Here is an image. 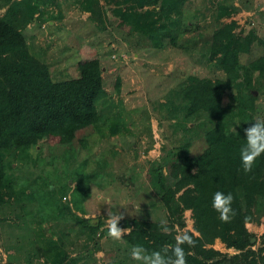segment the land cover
<instances>
[{
  "label": "trees",
  "instance_id": "trees-1",
  "mask_svg": "<svg viewBox=\"0 0 264 264\" xmlns=\"http://www.w3.org/2000/svg\"><path fill=\"white\" fill-rule=\"evenodd\" d=\"M114 1L113 14L120 15L121 8L128 10V25L144 39L142 48L147 51L188 43L181 35L185 29L180 20L182 0ZM78 3L95 25L107 20L99 0ZM0 7H4L0 13V221L21 220L26 230L33 222L75 223V232L85 235L92 249L83 248L70 256L61 245L66 231L59 226L45 243L36 245L42 251L40 264H102L90 256L107 233L104 217L92 219L61 203L44 170L52 165L56 181L61 174V184L74 182L76 189L104 180L109 161L102 155L92 157L90 141L126 129L121 101L114 100L103 85L99 56L77 59L74 76L52 80L48 61L30 51L24 27L33 20L58 16L60 0H0ZM233 24L218 25L208 49V57L220 65L224 76L188 74L176 85L181 119L193 122L192 126L184 124L191 136L183 135L180 143L163 148L147 164L148 185L165 210L170 232L164 233L159 221L124 217L119 226L130 229L121 240L128 250L136 244L149 251L170 248L175 237L187 231L195 241L194 246H183L188 264H264V232L254 246L250 238L255 234L245 225L259 223L264 214V154L248 173L240 159L246 142L244 129L257 119L254 105L242 96L257 85L264 86V51L247 62L239 61ZM114 85L118 89V78ZM224 95L227 103L222 101ZM198 129L197 135L191 133ZM24 166L39 172L32 177L15 172ZM216 191L234 196L236 215L229 222L221 221L212 207ZM185 209L190 211V229L185 228ZM31 235L29 243L34 242ZM215 238L232 251L213 247ZM36 253L28 252L26 260ZM124 259L104 264H123Z\"/></svg>",
  "mask_w": 264,
  "mask_h": 264
},
{
  "label": "rangeland",
  "instance_id": "rangeland-1",
  "mask_svg": "<svg viewBox=\"0 0 264 264\" xmlns=\"http://www.w3.org/2000/svg\"><path fill=\"white\" fill-rule=\"evenodd\" d=\"M79 1L60 0L58 16L29 22L24 27L29 49L48 61L52 80L74 76L77 59L99 56L103 85L114 100L121 101L127 123L120 133L100 136L94 143L90 141L92 157L102 155L109 161L104 168L107 170L104 180L76 189L74 182L61 184L64 180L61 174L56 181L53 166L46 165L44 171L50 187L56 190L61 203L92 219L99 216L106 221L109 213L122 212L124 217L166 223L165 210L148 185L146 168L148 161L163 148L180 143L185 134L191 136L185 132L184 124L192 126L193 122L181 119L183 108L178 104L181 100L176 85L183 83L188 74L224 76L220 65L208 57L212 33L223 22H234L232 31L240 45L239 61L247 62L261 54L264 51V0H182L180 20L185 29L181 35L189 39L188 43L177 48L165 45L152 51L142 48L144 39L130 29L127 9L121 8L120 15L113 14L111 9L117 4L114 0H99L106 10L107 20L97 25L89 20L87 11L79 10ZM3 9L0 7V13ZM115 78L119 81L118 89L114 85ZM242 100L254 105L256 118L264 119L263 85L244 93ZM222 101L228 102L225 95ZM198 132L199 129L191 133L197 135ZM15 172L32 177L39 171L24 166L15 168ZM183 215L185 228L190 229L189 209H185ZM12 221L9 218L0 221V264H40L42 251L35 247L45 243L59 226L67 232L61 235V245L70 256L83 248L92 249V242L75 232V223L44 221L38 225L33 222L32 228L26 230L25 222ZM246 223L247 229L255 234L251 241L256 246L264 232V214L259 223ZM29 232L34 242H28ZM98 241L99 249L90 256L97 263L125 258L123 264H139L131 258V250L126 249L121 240L115 241L106 233ZM212 246L232 251L217 238ZM34 251L37 253L31 254L27 261V253Z\"/></svg>",
  "mask_w": 264,
  "mask_h": 264
},
{
  "label": "clouds",
  "instance_id": "clouds-1",
  "mask_svg": "<svg viewBox=\"0 0 264 264\" xmlns=\"http://www.w3.org/2000/svg\"><path fill=\"white\" fill-rule=\"evenodd\" d=\"M245 144L240 149V159L245 173L251 172L258 157L264 154V119L257 118L250 126L244 129ZM234 196L231 192L216 191L212 198V207L219 213L223 222H229L236 215L232 207ZM124 218L122 212L109 213L106 220L107 236L115 241L123 239L130 229L122 228L119 222ZM162 231L169 233L170 229L162 222ZM176 243L170 248L165 246L159 250L149 251L143 245L136 244L131 247L130 256L139 264H188L185 244L194 246L195 241L187 231L179 233L175 237ZM255 251V249H253Z\"/></svg>",
  "mask_w": 264,
  "mask_h": 264
},
{
  "label": "water",
  "instance_id": "water-1",
  "mask_svg": "<svg viewBox=\"0 0 264 264\" xmlns=\"http://www.w3.org/2000/svg\"><path fill=\"white\" fill-rule=\"evenodd\" d=\"M254 91V90H253ZM255 92V91H254ZM250 240H252V237L250 238Z\"/></svg>",
  "mask_w": 264,
  "mask_h": 264
},
{
  "label": "crops",
  "instance_id": "crops-1",
  "mask_svg": "<svg viewBox=\"0 0 264 264\" xmlns=\"http://www.w3.org/2000/svg\"><path fill=\"white\" fill-rule=\"evenodd\" d=\"M247 224V223H246Z\"/></svg>",
  "mask_w": 264,
  "mask_h": 264
}]
</instances>
